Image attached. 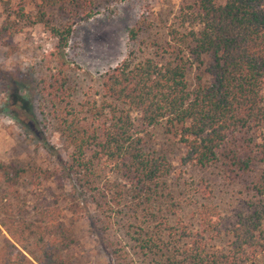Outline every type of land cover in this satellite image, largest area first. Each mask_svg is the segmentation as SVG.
Returning a JSON list of instances; mask_svg holds the SVG:
<instances>
[{
  "label": "trees",
  "instance_id": "16d2710c",
  "mask_svg": "<svg viewBox=\"0 0 264 264\" xmlns=\"http://www.w3.org/2000/svg\"><path fill=\"white\" fill-rule=\"evenodd\" d=\"M65 1L74 0H41ZM186 13L188 28L157 35L140 16L126 30V54L79 92L65 53L70 25L18 6L19 19L43 23L54 39L41 116L66 156L53 170L33 166L27 182L22 166L0 161V264H77L69 250L80 219L105 264H255L264 254V0H193ZM156 127L181 148L182 166L247 176L232 222H221L208 183L188 193L173 181ZM40 176L68 185L66 204L35 187Z\"/></svg>",
  "mask_w": 264,
  "mask_h": 264
},
{
  "label": "rangeland",
  "instance_id": "374dc122",
  "mask_svg": "<svg viewBox=\"0 0 264 264\" xmlns=\"http://www.w3.org/2000/svg\"><path fill=\"white\" fill-rule=\"evenodd\" d=\"M192 1L74 0L43 6L41 0H0V161L22 166L27 176L24 181L27 182L33 166L53 170L59 157L66 156L55 123L41 116L50 109L42 104L44 92L39 88L43 81L47 82L49 72L45 55L54 39L43 23L27 24L19 19L16 14L18 6L23 7V12L30 19L43 9L46 23L70 25L65 48L69 80L81 92L94 88L100 73L126 54L129 47L126 30L140 16L145 18L149 26L147 30L154 35L176 26L185 30L189 27L185 17L191 11ZM75 4L77 7L72 8ZM185 11V21L181 22L180 13ZM86 14L90 16L86 17ZM5 25L9 29H4ZM6 30L15 31L9 35ZM196 75L199 71L194 65L186 69L185 77L190 85L195 82ZM152 138L155 143L167 142L173 181L180 187L191 188L188 193L204 189L203 184L208 183L212 187L213 202L219 206L221 222H232L234 212L242 208L249 195L244 187L247 176L234 173L224 176L216 168L197 170L192 166H182L179 162L181 148L164 135L160 127L154 128ZM39 179L40 183L35 186L37 189L47 196L57 194L61 205L67 201L63 199L69 191L67 184L60 190L52 178L40 176ZM24 186L30 189L31 183ZM35 187L32 189L37 190ZM72 228L77 242L69 252L75 262L105 264V257L87 222L80 219L73 223ZM255 264H264V254L257 257Z\"/></svg>",
  "mask_w": 264,
  "mask_h": 264
}]
</instances>
